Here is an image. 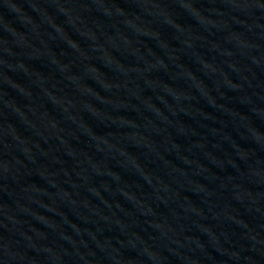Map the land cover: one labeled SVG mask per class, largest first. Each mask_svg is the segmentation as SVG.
<instances>
[{
	"label": "water",
	"instance_id": "95a60500",
	"mask_svg": "<svg viewBox=\"0 0 264 264\" xmlns=\"http://www.w3.org/2000/svg\"><path fill=\"white\" fill-rule=\"evenodd\" d=\"M264 80V0H0V194Z\"/></svg>",
	"mask_w": 264,
	"mask_h": 264
}]
</instances>
